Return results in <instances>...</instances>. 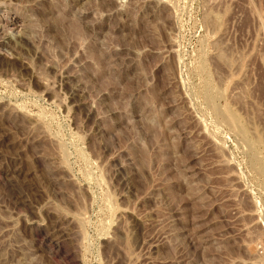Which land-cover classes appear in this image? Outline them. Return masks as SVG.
<instances>
[{"label": "rangeland", "instance_id": "374dc122", "mask_svg": "<svg viewBox=\"0 0 264 264\" xmlns=\"http://www.w3.org/2000/svg\"><path fill=\"white\" fill-rule=\"evenodd\" d=\"M0 264H264V0H0Z\"/></svg>", "mask_w": 264, "mask_h": 264}]
</instances>
